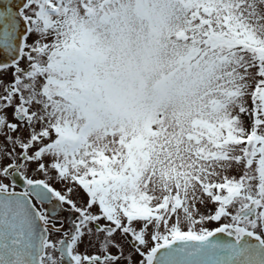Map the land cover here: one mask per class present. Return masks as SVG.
<instances>
[{
    "label": "snow or ice",
    "instance_id": "6c2138e0",
    "mask_svg": "<svg viewBox=\"0 0 264 264\" xmlns=\"http://www.w3.org/2000/svg\"><path fill=\"white\" fill-rule=\"evenodd\" d=\"M64 3L0 0V264H264V169L249 178L247 168L238 175L229 168L157 200L130 194L116 176L78 157L49 70L54 58L62 63L92 38L57 43ZM233 25L242 41L235 47L248 54L238 63L255 76L249 95L259 133L264 37L240 17ZM126 72L113 64L89 76L107 95Z\"/></svg>",
    "mask_w": 264,
    "mask_h": 264
},
{
    "label": "rangeland",
    "instance_id": "374dc122",
    "mask_svg": "<svg viewBox=\"0 0 264 264\" xmlns=\"http://www.w3.org/2000/svg\"><path fill=\"white\" fill-rule=\"evenodd\" d=\"M255 5L256 0H65L57 43L92 38L49 70L68 76V104H55L69 122L78 157L109 170L130 194L157 200L174 189L183 194L186 186L191 191L215 181L213 173L222 176L231 168L238 175L247 168V139L256 131L249 95L255 76L238 63L248 54L235 47L242 41L233 19L242 18L264 37V8ZM113 64L131 73L105 95L89 73ZM176 81L184 86L170 94L166 85ZM92 96L84 109L78 105ZM113 97L135 102L128 107ZM245 109L251 115H241Z\"/></svg>",
    "mask_w": 264,
    "mask_h": 264
},
{
    "label": "flooded vegetation",
    "instance_id": "af4514ba",
    "mask_svg": "<svg viewBox=\"0 0 264 264\" xmlns=\"http://www.w3.org/2000/svg\"><path fill=\"white\" fill-rule=\"evenodd\" d=\"M87 12H89V10ZM67 43H69V41H67ZM53 61H55L56 63L57 59H53ZM53 61H52V66L55 64L53 63ZM54 69H56V67L55 68L51 67V70H54ZM49 78L52 80V84L50 85V89L53 93L52 99L54 100V102L59 100L61 104H64L67 106L68 88H69V79H68L67 74L66 73L65 74H58V73L49 74ZM93 100H94V97L92 96V97H89L84 103H86V106H87L88 104H91ZM84 103H83V99H80L78 105L83 106V109H84ZM64 121L67 122L66 134L72 138L74 143H76V139L71 135V132H69L68 120H64ZM252 137L254 138L247 139L248 140L247 142L248 152L247 154H245L246 156L244 157L246 167L249 168L248 170L249 178H252L253 173H255L258 168L264 169V154H260L259 156L256 155V153H261V149L264 148V144H261L260 147H257V142L264 140V128H261L259 133L255 131ZM108 171L109 170H106L103 172L108 173Z\"/></svg>",
    "mask_w": 264,
    "mask_h": 264
},
{
    "label": "clouds",
    "instance_id": "9594fccd",
    "mask_svg": "<svg viewBox=\"0 0 264 264\" xmlns=\"http://www.w3.org/2000/svg\"><path fill=\"white\" fill-rule=\"evenodd\" d=\"M183 82L182 81H176L171 83L170 85H166V87L169 88L170 94H176L179 92V90L183 87ZM158 91V90H157ZM179 98L177 97V100ZM113 102L114 103H125L127 104L128 107H131L133 105V103L135 101L132 100V98L130 97L127 101H123L121 98L119 97H113Z\"/></svg>",
    "mask_w": 264,
    "mask_h": 264
},
{
    "label": "trees",
    "instance_id": "16d2710c",
    "mask_svg": "<svg viewBox=\"0 0 264 264\" xmlns=\"http://www.w3.org/2000/svg\"><path fill=\"white\" fill-rule=\"evenodd\" d=\"M86 100L85 99H83V103L85 102Z\"/></svg>",
    "mask_w": 264,
    "mask_h": 264
}]
</instances>
